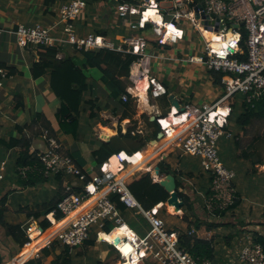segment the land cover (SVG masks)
Here are the masks:
<instances>
[{"label": "built area", "instance_id": "2783aa9c", "mask_svg": "<svg viewBox=\"0 0 264 264\" xmlns=\"http://www.w3.org/2000/svg\"><path fill=\"white\" fill-rule=\"evenodd\" d=\"M165 2L167 6L162 5ZM198 4L202 6L199 10L200 18H197L196 13ZM86 8L85 0L62 2L58 7V20L53 25H19L14 30L0 29V33L14 35L21 47L70 46L77 53L107 49L137 56L130 67L127 93L121 96L125 103L135 96L133 87L149 75L152 60L199 64L209 72L223 73L221 83L224 95L214 104H204L195 112L185 113V122L179 124L176 129L166 128V119H159L165 133L161 145L148 156H143L139 164L130 162L135 155L123 157V152L115 155L117 169L111 168L110 158L94 176L82 170L64 151L61 142L45 132L41 138H44L46 149L37 150L44 166V176L50 178L59 174H70L80 185L65 188L57 206V211L63 215L61 219L56 218L55 212L45 216L51 223L49 229L44 230L38 220L28 222L26 233L29 242L11 262L26 264L31 260H42L43 249L49 248L55 242L71 250L84 246L92 239L93 229L99 227L96 241L111 246L117 252L120 264H137L141 261H155L161 264H212L211 260L195 258L182 248L179 233L170 230L160 216L163 203L151 210H145L130 190L129 181L136 174L145 172L148 168L144 169L142 166L165 148L182 145L186 153L201 159L204 171L213 178V194L208 202L210 211H224L236 203L238 197L234 185L235 172L222 163L219 153L221 138L233 136L227 130V119L220 112V104L239 94L252 107L257 102L264 101V0H198L197 3L194 0H145L141 6L119 4L118 14L124 24L135 31L144 30L151 24L153 35L158 40L156 45L159 47L178 45L192 28L197 30L203 40L202 54L185 55L182 60L153 54L154 45L136 34L118 41L98 34H80L76 22ZM150 10H154L160 17L159 22L146 18ZM203 13L209 18H202ZM135 15L140 16L138 23L130 19ZM217 19L220 20L218 30ZM205 20L209 23L204 24ZM243 55H246V60L240 59ZM9 78L10 70L0 63V91L4 89V81ZM163 90L165 87L152 78L149 88L152 96L160 97ZM30 170V167L20 169L22 177L26 178ZM155 171H152L155 183H160L166 178L156 175ZM5 172L6 162L3 161L0 164V182L4 180ZM114 196L118 197L126 209L146 219L149 228L145 235L134 233L133 238L124 236L120 238L122 241L119 244L114 243L117 238L113 241L101 238L104 234H112L118 228L126 227L131 230L113 200ZM109 225L113 226L110 233L106 231ZM48 232V244L33 250L36 242ZM195 232L193 230L190 234ZM248 239V244L239 253L240 263L264 264L263 245L257 242L254 236H249ZM24 253L28 255L25 260Z\"/></svg>", "mask_w": 264, "mask_h": 264}, {"label": "crops", "instance_id": "0c3cea01", "mask_svg": "<svg viewBox=\"0 0 264 264\" xmlns=\"http://www.w3.org/2000/svg\"><path fill=\"white\" fill-rule=\"evenodd\" d=\"M85 1L87 3L86 11L76 22L80 34L103 35L113 41L135 34L146 39L149 37L156 38L153 35L152 27L135 31L130 30L124 24L118 14L119 0ZM138 2L139 5L137 6H141L145 0H138ZM61 3L57 2L54 6L47 8L44 0H0V29L14 30L19 25H53L58 20V7ZM162 5L167 6L168 4L165 2ZM130 19L138 23L140 16H131ZM186 35L183 42L178 45L159 47L153 44V54L173 59L178 58L179 60H182V56L185 55H201L202 42L199 43L198 39L200 35H194L192 30L187 32ZM61 51V56L68 54L82 58L81 53L73 51L70 47H62ZM39 59L38 51L34 46L21 47L14 35L6 32L0 33V63L11 71L10 78L4 81V89L0 91V156L5 155V153L8 156L14 154L17 159L18 149L7 148L5 142H8L11 137H19L17 127L32 125L36 120V115L41 114L51 123L54 134L64 147V151L74 159L82 170L91 176L98 174L101 167L97 164L93 153L100 148L103 142H109L120 130L126 134L129 129H133V135L138 134L143 138H148L152 136L155 130L151 123L156 121L164 136L165 133L159 119H166L164 120L166 128L173 127L172 129H176L179 124L185 122L184 120L177 122V119L185 117V113L195 112L204 104H214L224 95L222 86L215 84L212 73L206 70L204 66L187 64L181 61L152 60L150 73L142 80H145L146 83L139 82V84H147L149 87L142 94L138 90L139 84L134 86L132 90H135V92L133 91L135 96L130 98V102L128 101L129 106L127 109L125 108L127 102L125 103L122 99L110 98L109 92L102 83L101 73L95 69H90L88 71L90 89L84 97L79 117V135L75 137L63 133L61 129L59 112L62 104L50 87L49 75L38 79L32 75L31 68L33 64L39 62ZM152 78L165 87L158 98H154L151 91H149ZM126 81L129 83L128 78H126ZM96 98H98V108L95 110L96 116L91 117V110L85 102ZM170 98L183 104L186 107L185 111L180 112L175 106H172ZM18 104L21 106L17 107ZM220 105V112L227 119V130L233 136L224 138L221 144L219 142V153L222 151L230 154L226 166L235 172L236 179L241 173L238 166L240 165L242 168L243 165L239 160H234L236 156L240 158L238 154L241 153L236 147L235 138L242 133V128L238 125L237 120L244 112L243 100L241 97L235 96L225 100ZM182 114L184 115L181 116ZM171 117L174 118V122H169ZM152 118H155V120L152 121ZM255 121H258V119L253 121L248 128V133L241 139V147L243 150L251 149L250 154L256 153L264 156L263 149L257 146L260 140L258 138L259 134H256L251 142L244 145V140ZM163 136L159 140L158 137L156 138L158 140L156 147L163 143ZM151 142L143 151L136 154H140L142 157L148 156L156 148L152 146ZM173 148L170 146V155L164 154V150L160 154H164L163 158L172 171L178 172V191L189 198L192 210L187 211L183 207L180 212L174 213L175 207L168 206L167 203H163L162 208H165L167 215L179 217L183 221L182 230L177 231L178 233L186 232L189 228L183 219L185 216L189 217L191 223L199 221L203 224L198 230L195 229V226L193 228L196 230L198 238L212 241L214 248L212 264H242L239 260L241 248L235 243V240L238 239V233L245 231L243 234L249 233L248 237L257 235L264 239V163L253 166L252 162L244 160L247 162L246 167L249 165L253 168L251 171L255 176L239 186L234 180L239 205L220 217H216L209 212V193L212 189L211 176L204 171L201 159L186 153L182 145L176 146V150ZM45 149L44 138L39 137L34 140L31 153L37 150L44 151ZM122 154L129 157L127 152ZM136 154L134 155L136 156ZM114 157H111V159ZM3 161L6 162L7 167V161L0 159V162ZM110 166L112 168V162ZM142 167L147 169L149 162ZM75 185H80V182L70 174H62L61 181H58L55 177H50L46 182L39 183L35 187L23 188L15 185L17 190L20 191L19 193L27 199L29 198V200L27 205L21 206L20 202L14 199V203L19 204L20 207L13 206V202L10 203L9 193H3L8 197L6 214L9 211L22 213L16 215V217L11 216V218H17V222L11 223L9 219L7 221L11 224L27 225L28 222L34 219V216L29 217V215L39 212L36 208H44L67 186ZM14 188L8 187L7 190ZM3 197H0V200ZM129 211L131 210H127L126 215L131 217L140 215L133 212L129 213ZM126 215L123 214V216ZM44 219L45 217L42 216L38 222L41 223ZM131 230L137 234L133 229ZM109 237L110 235L106 237L108 241H110ZM2 245L5 246V251H3ZM20 251L21 249L11 239L3 238L0 230V253L3 255L4 264H13L15 261L10 263V260L12 261ZM61 251L60 249L52 250L49 257L43 255L42 263L50 264ZM116 257L118 260L117 252L116 255H112L110 250H106L102 254L101 262L102 264H108ZM148 263L161 264L155 261Z\"/></svg>", "mask_w": 264, "mask_h": 264}, {"label": "trees", "instance_id": "16d2710c", "mask_svg": "<svg viewBox=\"0 0 264 264\" xmlns=\"http://www.w3.org/2000/svg\"><path fill=\"white\" fill-rule=\"evenodd\" d=\"M69 0H44V4L47 8L54 6L57 2H67ZM120 3H129L132 5H139L138 0H119ZM151 28L152 25L148 24L147 28ZM246 35V33H244ZM147 40L152 44H157V38L149 37ZM243 47L244 43H243ZM39 55V62L33 64L31 71L34 78L38 79L45 75H49L50 87L55 94V96L61 101V110L59 112L60 126L65 134H70L78 137V126L79 117L82 111V105L84 103L85 94L89 91L90 86L88 83V71L90 69H95L99 71L102 75L101 80L104 84L106 90L109 92L110 98L121 99V96L127 93L128 83L126 78L130 75V67L132 63L137 59V56L127 53H119L107 49L99 51L82 52V58L77 56H71L64 54L61 56V48H49L39 46L36 48ZM240 59L246 60V55L240 56ZM214 77V82L216 85H221V80L223 73L211 72ZM11 75V71H10ZM233 98V97H232ZM130 102V101H129ZM91 110V117H95V110L98 108V98L90 99L85 102ZM20 104L17 105V107ZM21 106V105H20ZM19 106V107H20ZM129 103L125 104V108L128 109ZM244 112L238 117L237 123L242 128V133L237 135L235 138V144L238 150L241 152L238 156L244 160H249L252 162L253 166L262 165L264 163V156L259 154H250L251 149H245L241 147V139L244 135L248 133L249 126L254 120H264V101H259L254 107L247 104L245 99L243 100ZM155 128L151 137L143 138L141 135L132 134L133 129H129L126 134L122 133L120 130L117 135H115L109 142H103L98 150H96L93 155L99 166L106 163L111 157L118 155L122 152H127L129 156L143 151L147 145L152 141L156 140L158 135L162 132L159 124L155 121L151 123ZM20 134L19 137H11L8 142H5L6 147L9 149H18V157L16 159V165L18 167V173L21 178V184L23 188L35 187L39 183H44L48 180L44 176V166L41 163L37 151L31 153V148L33 142L36 138L45 135L48 132L50 137L58 139L51 123L41 114L36 115V120L32 125L25 127H17ZM164 154L170 155V146L165 148ZM164 154H158L154 156L149 161V167L145 172L136 174L129 181V187L134 196L140 202L145 210H151L161 203H167L170 198V194L160 185V183H155L152 177V171L157 167L160 169V177L164 178L169 174L178 177V172L172 171L171 167L166 163L163 158ZM256 160V161H254ZM30 167L32 170L28 172L26 178H23L20 169ZM55 178L58 181L62 180V174L57 175ZM213 178L211 177V183ZM178 189L179 182L177 180ZM180 199L184 202V207L187 211L192 210L189 198L178 191ZM210 198L213 194L210 191ZM64 195L63 192L59 194L44 208L42 211L34 212V214L29 215L35 220H39L42 216H46L51 212H55L56 218L61 219L63 215L57 211L58 202ZM113 200L117 203L118 208L121 210L122 214L126 215L128 209L119 202L118 197L114 196ZM8 197L4 196L0 200V230L2 231L3 238L11 239L20 249H22L25 244L29 242V237L26 233L27 226L24 224H11L6 220V212ZM239 199L232 206L233 208L238 207ZM229 208L224 211H214L209 212L211 215L220 217L225 212L229 211ZM135 221L138 225L136 230L138 233H143L146 227H149L146 219L137 215L134 216ZM184 221L188 224L189 228L186 232H179L180 235V246L185 248L187 252L193 255L195 258L201 260L208 259L212 260L214 257V248L212 241H206L198 238L196 232L190 234L195 229H200L202 223L196 221L191 223L188 216H185ZM41 226L44 230L50 228L51 223L49 220L44 219L41 222ZM195 226V229L193 228ZM113 226L109 225L106 231L110 233ZM196 231V230H195ZM137 233V232H136ZM140 235V234H139ZM257 235H255L256 237ZM256 241L261 243L264 247V239L261 237H256ZM93 242L90 240L86 244L90 245ZM60 245L55 242L49 248H45L42 254L45 257L51 255L52 250L58 249ZM4 245H2L3 251ZM43 256V257H44ZM0 264H4L3 255L0 253ZM26 264H43L42 260H31ZM50 264H72L71 260V249L63 248L61 253L54 259ZM102 264V262H100ZM137 264H149L146 261H141Z\"/></svg>", "mask_w": 264, "mask_h": 264}, {"label": "rangeland", "instance_id": "374dc122", "mask_svg": "<svg viewBox=\"0 0 264 264\" xmlns=\"http://www.w3.org/2000/svg\"><path fill=\"white\" fill-rule=\"evenodd\" d=\"M30 27V26H28ZM192 32L194 35L198 36L199 32L197 30H195L194 28H192ZM128 36V35H127ZM199 43H203V40L199 37ZM66 47H70V46H66ZM71 48V47H70ZM69 49V48H68ZM70 50V49H69ZM236 97H241L242 100H244L243 96L241 94L237 95ZM256 134H259V143L257 144V146H260L263 149L264 152V120H258L255 121L251 131L249 132L247 138L244 140V145L248 144L249 142H251L252 138L254 136H256ZM225 137H223L219 142L221 144V141L224 140ZM174 150H176V146L173 148ZM221 149V147H220ZM184 154V153H183ZM14 154H12V156H8L6 153L5 155H1L0 159H4L5 161H7V171L5 173V179L4 181L0 182V197L5 196L3 195V193L7 192L9 193V197H10V203L13 202V206H19V204L14 203V199H17L20 202L21 206H25L27 205V202L29 200V198L27 199L24 195L20 194L19 190H17V188L15 187V185H17V187L22 186L21 185V178L18 171V167L16 165V157ZM220 158L222 163L226 166L228 160L230 159V154L229 153H224L222 151H220ZM242 158H237V156L235 157L234 160H239L243 165L242 168L239 165V169H240V175L239 177L237 176L236 183L239 186L241 183H246L248 182V179L254 178V173H252V167L251 166H247L246 164L247 162L244 161V159ZM1 164V162H0ZM227 167V166H226ZM245 167V168H244ZM244 168V169H243ZM256 173V172H255ZM8 187L14 188L12 190H7ZM15 196V197H14ZM12 206V207H13ZM27 207V206H26ZM39 211H42V207L40 208H36ZM134 213V211H129V213ZM22 213H20L19 211L17 212H12L9 211L8 214H6V220L9 219L10 222L14 223L17 218H11V216L16 217V215H20ZM130 215H126L123 216L124 220L126 221V223L129 225V227L131 229H133L135 232H139L136 230V227H138L135 218L134 217H129ZM161 217L165 220V223L167 225V227L170 230H175V231H181L182 227H183V221L179 218V217H172L166 214L165 208L161 211ZM20 221V220H18ZM17 222V221H16ZM148 230V227L145 228V231L143 230V233H138L141 236L145 235L146 232ZM99 231V227H95L93 229V235H92V239L91 241L93 242L90 245L85 244L84 246L78 247L76 249H72L71 250V260H72V264H100L101 262V257L104 251L106 250H110V253L112 255H116V252L114 251V249L109 246L107 243H100V242H96V233ZM245 231H241L238 233V239L235 240L236 245L239 246V248H241V250L243 249V247L248 244V235L247 234H243ZM64 247H59L58 249L62 250ZM11 262V260H10ZM108 264H120L119 261L116 259L112 260L110 263Z\"/></svg>", "mask_w": 264, "mask_h": 264}, {"label": "water", "instance_id": "95a60500", "mask_svg": "<svg viewBox=\"0 0 264 264\" xmlns=\"http://www.w3.org/2000/svg\"><path fill=\"white\" fill-rule=\"evenodd\" d=\"M158 1H161V0H158ZM194 2L197 3L198 0H194ZM200 9H202V6L200 4H198L196 7L197 18H200V15H199ZM202 18L208 19L209 16H207L203 13ZM207 23H209V21L205 20L204 24H207ZM216 25H217V30H218L219 25H220L219 19L216 20ZM170 100H171V105L175 106L178 111H180V112L185 111L186 107L183 104H181L179 101H175L172 98H170ZM153 120H155V118H152V121ZM162 136H163V134L160 133L158 135V140L160 138H162ZM158 140L156 139V140L151 142L153 147H156L158 145ZM156 174L157 175L160 174V169L158 167L156 168ZM160 185L170 194V198L167 201V205L168 206H174L175 210L177 212H180L184 207V202L179 197L178 184H177L176 177L172 174H169L168 176H166V178H164L163 180L160 181ZM120 242H121L120 238H117L114 241L115 244H119Z\"/></svg>", "mask_w": 264, "mask_h": 264}, {"label": "bare ground", "instance_id": "6f19581e", "mask_svg": "<svg viewBox=\"0 0 264 264\" xmlns=\"http://www.w3.org/2000/svg\"><path fill=\"white\" fill-rule=\"evenodd\" d=\"M146 18H153L154 20H156V21H160V17H158L157 15H156V13H155V11L154 10H150L149 12H147V14H146ZM208 35V34H207ZM208 37H210V35H208ZM145 81V80H144ZM144 81H142V82H144ZM140 83H141V81H140ZM144 83H146V82H144ZM139 84V83H138ZM137 86V85H136ZM149 87V85H147V84H139V86H138V90L139 91H141V93L142 94H144L145 92H146V90H147V88ZM134 92H135V90H133ZM138 92V91H137ZM143 101V100H142ZM147 104V103H146ZM221 111H223V110H221ZM224 112V111H223ZM186 119V116L185 117H181V118H179V119H177V122H180L181 120H185ZM169 122H174V118L173 117H171V119L169 120ZM166 124V123H165ZM123 157H128V156H124V154H123ZM141 155L140 154H136V156H134L131 160H130V162H134V164H139L140 163V160H141ZM117 166H118V163H117V160H116V158H112V168L113 169H117ZM233 208V207H232ZM174 213H178L176 210H175V208H174ZM49 232L45 235V236H43L41 239H39L37 242H36V244H35V246H34V249L33 250H38V249H40V248H42L43 246H45L46 244H48L47 242L49 241ZM104 236H108L107 234H104V235H102L101 236V238L103 239H106L107 240V238L106 237H104ZM124 236H129L130 238H133L134 236H135V234H134V232H131V230H129V228H126V227H124V228H118V229H116L112 234H110V237H109V240L110 241H113V240H115L116 238H123ZM122 241V240H121ZM31 251H29V253H30ZM25 254V257H24V259L23 260H25L27 257H28V255L26 254V253H24ZM13 264H16V262H14ZM18 264V263H17Z\"/></svg>", "mask_w": 264, "mask_h": 264}]
</instances>
